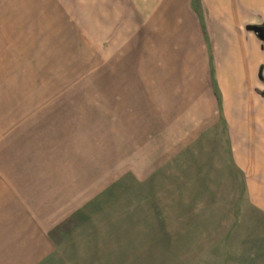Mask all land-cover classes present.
<instances>
[{"label":"crops","instance_id":"crops-1","mask_svg":"<svg viewBox=\"0 0 264 264\" xmlns=\"http://www.w3.org/2000/svg\"><path fill=\"white\" fill-rule=\"evenodd\" d=\"M134 11L127 99L97 93L111 84L113 8L17 12L26 28L0 29V264L58 261L105 212L119 160H134L138 181L192 160L180 178L200 198L197 223L223 197L231 228L264 214V0H134Z\"/></svg>","mask_w":264,"mask_h":264},{"label":"rangeland","instance_id":"rangeland-1","mask_svg":"<svg viewBox=\"0 0 264 264\" xmlns=\"http://www.w3.org/2000/svg\"><path fill=\"white\" fill-rule=\"evenodd\" d=\"M136 6L145 19V6ZM92 7L113 8L120 27L101 48L104 77L111 84L97 87V93L134 98V27L139 28L134 0H0V29L26 28L22 24L28 20L13 17L17 12L32 16L52 12L71 19L73 13ZM97 103L105 108L113 102ZM120 162L116 172L123 171V179L116 190L108 191L105 212L54 264H264V214L254 213L250 226L247 222L245 227L231 228L229 199L223 197L217 202L219 215L214 207L211 216L201 215L202 220L195 222L200 198L192 196L193 181L180 178L181 173L195 171L192 160L155 166L154 176L147 181L134 179V160Z\"/></svg>","mask_w":264,"mask_h":264},{"label":"trees","instance_id":"trees-1","mask_svg":"<svg viewBox=\"0 0 264 264\" xmlns=\"http://www.w3.org/2000/svg\"><path fill=\"white\" fill-rule=\"evenodd\" d=\"M260 28L256 27V30H259ZM261 31V30H260Z\"/></svg>","mask_w":264,"mask_h":264}]
</instances>
